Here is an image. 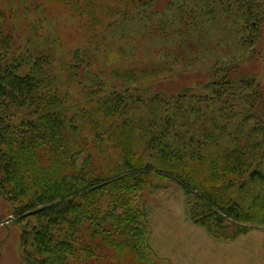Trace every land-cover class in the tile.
Here are the masks:
<instances>
[{
    "label": "trees",
    "instance_id": "obj_1",
    "mask_svg": "<svg viewBox=\"0 0 264 264\" xmlns=\"http://www.w3.org/2000/svg\"><path fill=\"white\" fill-rule=\"evenodd\" d=\"M38 1L0 0V194L25 264H162L153 176L215 239L264 232V0Z\"/></svg>",
    "mask_w": 264,
    "mask_h": 264
},
{
    "label": "rangeland",
    "instance_id": "obj_2",
    "mask_svg": "<svg viewBox=\"0 0 264 264\" xmlns=\"http://www.w3.org/2000/svg\"><path fill=\"white\" fill-rule=\"evenodd\" d=\"M47 15L57 18L59 30L79 38V32L70 30L64 19L55 13L47 12ZM255 69L262 73L264 64H256ZM146 185L142 201L150 211L147 222L155 260L162 264H264L263 231L253 229L234 240L215 239L191 218L188 196L175 181L153 176ZM15 205L0 194V264H25L21 240L25 223L17 222ZM132 214L127 215L132 217ZM113 256L119 264L121 259L112 249L105 261L110 262ZM125 263L128 264L127 261L122 264Z\"/></svg>",
    "mask_w": 264,
    "mask_h": 264
}]
</instances>
